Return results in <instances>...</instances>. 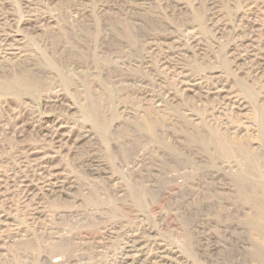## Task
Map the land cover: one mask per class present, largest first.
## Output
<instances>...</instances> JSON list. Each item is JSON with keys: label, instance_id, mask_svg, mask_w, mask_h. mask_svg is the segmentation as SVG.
<instances>
[{"label": "rangeland", "instance_id": "rangeland-1", "mask_svg": "<svg viewBox=\"0 0 264 264\" xmlns=\"http://www.w3.org/2000/svg\"><path fill=\"white\" fill-rule=\"evenodd\" d=\"M0 264H264V0H0Z\"/></svg>", "mask_w": 264, "mask_h": 264}, {"label": "bare ground", "instance_id": "bare-ground-1", "mask_svg": "<svg viewBox=\"0 0 264 264\" xmlns=\"http://www.w3.org/2000/svg\"><path fill=\"white\" fill-rule=\"evenodd\" d=\"M43 176H45V175H43ZM45 177H46V176H45ZM13 179H14V178H13ZM56 179H57V178H56ZM6 180H7V179H6ZM8 180H9V179H8ZM45 180H47V179H45ZM45 180H44V181H45ZM46 182H47V181H46ZM46 182H45V183H46ZM54 183H55V182H54ZM51 184H53V183H51ZM51 184H49V185H51ZM47 185H48V184H47ZM61 185H62V184H61ZM52 186H53V185H52ZM52 190H53V189H52ZM54 193H55V192H54ZM56 194H57V193H56ZM51 195H52V194H51ZM47 196H48V195H47ZM58 198H59V197H58ZM52 199H53V198H52ZM37 205H38V204H37ZM37 210H38V209H37ZM34 212H35V211H34ZM129 245H130V244H129ZM136 247H137V246H136ZM134 248H135V247H134Z\"/></svg>", "mask_w": 264, "mask_h": 264}]
</instances>
